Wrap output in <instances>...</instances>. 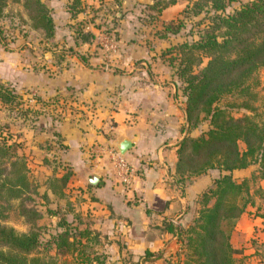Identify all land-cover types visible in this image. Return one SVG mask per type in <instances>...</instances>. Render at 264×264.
I'll list each match as a JSON object with an SVG mask.
<instances>
[{"label": "crops", "instance_id": "0c3cea01", "mask_svg": "<svg viewBox=\"0 0 264 264\" xmlns=\"http://www.w3.org/2000/svg\"><path fill=\"white\" fill-rule=\"evenodd\" d=\"M42 1L53 17V36L45 38L27 19L28 28L41 36L36 44L28 37V46L0 44V84L28 102L26 114L17 112L15 121L20 122L16 138L29 166L41 176L45 172L40 183L54 174V167L57 176L64 167L72 171L64 196L77 206L78 217L91 221L81 226L99 233L105 264H146V251L173 248L168 256L174 255L177 241L166 224L185 225L194 200L224 172L210 169L191 180L176 173V150L186 133L180 130L186 122V97L162 56L171 38L149 33V40L144 39L133 21H138L133 4L126 16L117 15L112 34H106L118 43L109 53L101 47V28H87L91 22L84 18L86 0L75 13L68 6L72 0ZM135 1L139 6L153 0ZM126 3L130 0H118L115 6ZM183 6L176 0L162 9L160 18L173 19ZM77 25L93 34L88 42L80 39ZM49 42L56 45L45 47ZM122 138L132 144L123 154L135 171L129 184L122 183L107 157L95 150L98 145L117 146ZM256 169L250 165L233 176L249 177ZM251 194L253 204L231 233L238 264H264V179L251 185ZM155 264L180 261L163 255Z\"/></svg>", "mask_w": 264, "mask_h": 264}, {"label": "trees", "instance_id": "16d2710c", "mask_svg": "<svg viewBox=\"0 0 264 264\" xmlns=\"http://www.w3.org/2000/svg\"><path fill=\"white\" fill-rule=\"evenodd\" d=\"M12 1L21 4L33 29L41 30L45 38L53 36V17L42 0ZM175 1L153 0L148 6L156 8L160 14ZM184 1L186 4L180 13L192 16L204 13L207 22L197 39L172 43L162 52L163 57L169 55L168 65L174 67L173 73L182 82V92L186 97V122L180 128L186 133L178 142L176 173L183 178L218 169L224 174L215 178L201 194L202 207L192 223L183 229L185 236L182 242L186 250L183 264H189V261L195 264H238L237 250L230 241L231 233L247 205L254 202L251 183L264 179V124L247 115L233 116L217 103L225 95L237 93L244 98L240 106L253 107L250 101L257 96L248 82L255 71L264 66V0H248L231 11H227V7L238 0ZM6 2L0 0V16ZM68 6L73 13L83 10L81 0H72ZM165 29L166 32H157L156 35L167 38L179 30L169 24H165ZM76 31L84 42L93 37L91 32H83L79 28ZM15 98L16 94L10 88L0 84L1 103L12 104ZM21 112L25 115L27 110ZM204 118H208L210 127L192 137L189 131ZM240 142L243 148H240ZM21 147L14 138L0 134V264H59L57 256L70 257L71 262L64 259L61 264H105L104 253L86 252L91 241L101 245L99 233L86 226L65 224L44 243L54 255L35 252L42 244L37 224L42 212L26 207L24 197L38 196L48 201L50 192L54 198L63 199L72 171L64 167L61 175L57 176V168L54 167L52 176L42 183L36 182L29 177L28 159L18 151ZM253 164L257 166L256 172L249 177L235 179V170ZM15 199L19 200L20 215L29 224L26 232H18L4 223ZM55 213L52 211L51 214ZM166 228L174 233L172 224H166ZM162 254L161 251H146L144 260L155 264Z\"/></svg>", "mask_w": 264, "mask_h": 264}, {"label": "rangeland", "instance_id": "374dc122", "mask_svg": "<svg viewBox=\"0 0 264 264\" xmlns=\"http://www.w3.org/2000/svg\"><path fill=\"white\" fill-rule=\"evenodd\" d=\"M181 4H186L184 0H179ZM248 0H238L237 2L231 3L227 7V11H231V9L236 8L241 3H245ZM86 7L84 8L87 10L84 18L86 22H91L88 24L87 28L90 29L91 26L101 28V34H112V25L117 24V21L115 19L117 18V15L126 16L128 14L129 8L135 4L136 9L135 11H132V15L135 17H138V21L136 19H133L137 26H139L142 29V33H144V39L149 40L146 36H150L149 33L157 34V32H166L165 24H169L173 28H179V30L176 33H170L169 38L170 40H167L170 44H178L179 42L183 40H187L189 42L193 41L194 39H197L198 33L203 27V24L207 22V20H204L205 16L204 13L198 16H192L190 14L182 13H176L173 17V19H169L165 21L164 19L160 18V14L157 12V9H150L148 6V3L145 2H139V6L136 4L137 1L130 0V3L127 4L125 7L123 5L121 6H115V3L118 2V0H86ZM184 6L182 7V9ZM26 11L23 10L20 3H15L12 0H7L6 6L4 8V12L0 16V43H3L2 45L9 44L7 47L15 46V45H23L25 43V38H31L35 41V44L39 37H41L38 34H34L32 30L28 28V21L26 16ZM141 19V21H140ZM141 22V23H140ZM202 22V23H201ZM82 23V22H80ZM92 24V25H90ZM75 25H73L74 27ZM117 26V25H116ZM77 28L84 29L81 25H77ZM32 35V36H31ZM31 36V37H30ZM116 42L115 39H112ZM166 41V43H167ZM166 43L163 45L165 48L168 46ZM11 44V45H10ZM42 45V44H41ZM40 45V46H41ZM56 44L53 42H49L48 47H52ZM101 47L104 48V45L101 43ZM146 45H151L146 44ZM28 46V45H26ZM43 45L41 47H44ZM96 46H100L98 42H96ZM118 48V45H117ZM109 53H112L111 51H106ZM164 61L167 63L169 55H167ZM162 58H160L161 61ZM171 70L175 71L174 67H171ZM175 75V74H174ZM176 76V75H175ZM177 77V76H176ZM178 79V78H177ZM180 82V89H183L182 82L178 79ZM251 85L252 91L256 93V99L250 101L252 108H245L240 106L239 104L244 100V98L241 96H238L237 93L234 94H227L225 95L218 103L217 105L223 108H226V110L233 116H241V115H247L252 118H254L259 123L264 124V66L259 67L255 73L253 74L252 78L248 82ZM29 96V95H28ZM28 104L26 97H16L14 102L12 104H9L6 106V108H3V106L0 107V134H3L5 136H9L10 138H15V140H18L16 138L17 132L19 130L20 122H16L15 119L17 118V115H15L17 112L19 114L20 109L23 111L25 110V106ZM23 115V114H22ZM20 116V115H19ZM21 118H23L21 116ZM23 122V121H22ZM209 120L208 118H204L200 124L196 128H192L189 133L192 137H196L206 131L209 128ZM30 141V140H29ZM27 140V142H29ZM25 142V141H24ZM243 143L240 142V148H243ZM27 149V148H26ZM18 151L24 153L23 155L27 157L26 152L21 147V149ZM254 165V164H253ZM218 170V169H217ZM206 173V172H205ZM204 174V173H203ZM239 174V173H238ZM235 173V179H240L241 174L238 175ZM43 175L45 176V172H43ZM201 175V174H200ZM44 176L39 175V173H35V169L30 166L29 169V177L36 182L41 180V178H44ZM198 176V175H197ZM192 177L195 176H185L183 177V180L188 179L191 180ZM217 178V177H216ZM215 179V178H214ZM251 185L254 186L253 183ZM210 186V185H209ZM208 186V187H209ZM207 187V188H208ZM206 188V189H207ZM205 189V190H206ZM204 190V191H205ZM203 191V192H204ZM201 192L197 199L194 200L192 204L193 214L189 216V220L184 224H173L174 225V233L173 236L175 238V241H177V245L175 247L174 255L171 254L170 256H174L176 260L180 261V264H183V261L185 260L186 250L183 245L184 240V232L183 229L187 228L197 215L198 210L202 207V204L200 202L201 200ZM24 204L25 206L34 207L39 209L42 212V217L37 221V224L40 228V240L42 244L35 250V252L41 254V255H54L53 250L47 249L46 245L44 243L46 240L50 237V235L60 231L62 226L65 224L69 225L70 227H81V224L91 222L88 217L85 219H82V217H78V210L77 206L72 205L69 198L66 196L63 199H56L52 196H50V199L48 201L41 200L38 196H32L31 198L24 197ZM72 198V196L70 197ZM19 200L15 199L12 202V211H10L9 218L4 221V223L7 226L13 227L18 232H26L29 229V224L26 223V220L23 216L20 215V210L18 208ZM28 207V208H29ZM52 211H56L55 215L51 214ZM81 215V214H80ZM81 223V224H80ZM101 243V238L99 239ZM91 245L90 248H87L86 252H89L92 254V252H101L103 253V246H101L98 243H94L91 241L89 243ZM161 251V250H159ZM157 251V252H159ZM173 251V248L168 249L167 252H163L162 255L168 256ZM170 252V253H169ZM185 253V255H184ZM163 257V256H162ZM66 259L68 262H71L70 257L64 258L63 256H57V262L61 264L63 260ZM161 259V258H160ZM158 259V260H160ZM182 262V263H181ZM185 262V261H184ZM96 264V263H92ZM146 264H149L146 263ZM189 264H195L194 261H189Z\"/></svg>", "mask_w": 264, "mask_h": 264}, {"label": "built area", "instance_id": "2783aa9c", "mask_svg": "<svg viewBox=\"0 0 264 264\" xmlns=\"http://www.w3.org/2000/svg\"><path fill=\"white\" fill-rule=\"evenodd\" d=\"M99 40L102 42L104 48L107 51L113 52L116 50L117 44L108 35L103 34L99 38ZM32 97L34 98V96ZM95 150L103 153L107 157L109 162L113 165L118 179L122 183L129 184L131 180L135 177L134 168L128 163L124 155L121 154L114 145H98L96 146Z\"/></svg>", "mask_w": 264, "mask_h": 264}, {"label": "water", "instance_id": "95a60500", "mask_svg": "<svg viewBox=\"0 0 264 264\" xmlns=\"http://www.w3.org/2000/svg\"><path fill=\"white\" fill-rule=\"evenodd\" d=\"M131 145V141L128 138H122L115 147L121 154H124L131 147Z\"/></svg>", "mask_w": 264, "mask_h": 264}]
</instances>
